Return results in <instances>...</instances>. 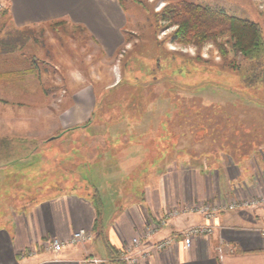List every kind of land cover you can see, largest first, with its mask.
<instances>
[{"label":"rangeland","instance_id":"obj_1","mask_svg":"<svg viewBox=\"0 0 264 264\" xmlns=\"http://www.w3.org/2000/svg\"><path fill=\"white\" fill-rule=\"evenodd\" d=\"M137 1L123 0L125 43L112 56L78 28L20 30L0 12V227L48 197H93L104 153L128 170L165 154L173 164L184 153L186 166L264 160V64L236 53L228 34L174 42L177 25L162 20L166 7L191 3L258 23L264 35V0ZM85 86L98 93L93 128L62 129V110ZM138 179L121 189L139 190Z\"/></svg>","mask_w":264,"mask_h":264},{"label":"crops","instance_id":"obj_2","mask_svg":"<svg viewBox=\"0 0 264 264\" xmlns=\"http://www.w3.org/2000/svg\"><path fill=\"white\" fill-rule=\"evenodd\" d=\"M1 1L10 25L16 29H52L54 24L78 28L104 56L115 55L125 43L123 32L128 18L118 0ZM97 96L93 87L77 88L70 106L62 110L60 127L72 130L92 120ZM165 155L166 160L157 164L146 162L144 157L128 170L121 161L104 153L96 167L101 186H92L102 201L99 224L92 194L66 192L45 198L0 227V264H92L88 260H110L121 256L150 222L169 211L264 193V160L251 165V159L234 162L232 158H215L211 162L209 156V160L200 157L195 165L186 166L188 156L184 153L173 164L167 161L169 154ZM129 175L141 177L138 180L142 186L127 194L121 188ZM203 223L198 213L182 214L170 220L146 246ZM212 224L216 227L213 236H179L166 251L152 250L141 264H264V208L221 213ZM81 230L93 234V241L85 248L68 246L57 257L45 250L47 241L68 242L73 233Z\"/></svg>","mask_w":264,"mask_h":264},{"label":"trees","instance_id":"obj_3","mask_svg":"<svg viewBox=\"0 0 264 264\" xmlns=\"http://www.w3.org/2000/svg\"><path fill=\"white\" fill-rule=\"evenodd\" d=\"M118 1L123 5V0ZM134 1L138 2L137 0ZM163 14L162 20L167 22V25H177V30L173 33L172 37L174 42L201 45L208 40H215L216 42L220 35L228 34L230 39L228 42L232 43V47L236 53L240 54L250 63L258 66L264 64V35L258 23L229 16L223 11H217L191 3H180L177 9L166 7ZM57 26L62 25H52L54 28ZM218 47L224 55L226 53L224 45L220 44ZM262 72L264 73V67L262 68ZM256 76L258 77V75H255L250 82H256L253 81L258 79ZM119 85L114 88H118ZM91 123L92 120L74 129L86 128ZM93 194L92 199L98 211V219L96 222L99 224V218L102 212V201L98 191L95 190ZM119 257L110 258L109 264H124L119 261Z\"/></svg>","mask_w":264,"mask_h":264},{"label":"built area","instance_id":"obj_4","mask_svg":"<svg viewBox=\"0 0 264 264\" xmlns=\"http://www.w3.org/2000/svg\"><path fill=\"white\" fill-rule=\"evenodd\" d=\"M0 12H4V4L0 0ZM264 208V193L259 194L258 196L239 199L236 201H221L215 200L210 203L197 204L190 209L172 210L167 212L165 215L157 218L155 221H152L147 226L145 232L136 238L133 239L131 244L124 248L119 261L124 264H141L142 261L147 260L152 250L166 251L169 249L176 238L183 236L184 238L191 237H205L209 238L215 233L216 227L214 221L221 213L233 212L238 210H248V209H261ZM200 214L203 219V224H197L191 226L184 231L173 234L161 241L155 242L153 245L147 247L146 243L153 239L166 225L170 220L179 217L182 214ZM261 233L264 235V229L261 230ZM93 241V234L90 231L81 230L73 233L68 242H61L57 239H51L47 241L44 245L45 250L54 256H59L65 247H81L85 248ZM223 247V242L220 243L218 250L221 252ZM34 252H31L30 255H34ZM92 264H109V260H98L91 259L88 260Z\"/></svg>","mask_w":264,"mask_h":264}]
</instances>
